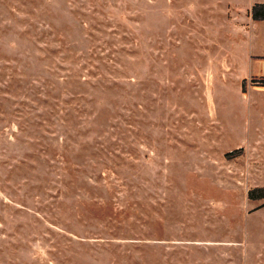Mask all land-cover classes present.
I'll return each instance as SVG.
<instances>
[{"label": "rangeland", "instance_id": "obj_1", "mask_svg": "<svg viewBox=\"0 0 264 264\" xmlns=\"http://www.w3.org/2000/svg\"><path fill=\"white\" fill-rule=\"evenodd\" d=\"M258 3L0 0V264H264Z\"/></svg>", "mask_w": 264, "mask_h": 264}, {"label": "trees", "instance_id": "obj_2", "mask_svg": "<svg viewBox=\"0 0 264 264\" xmlns=\"http://www.w3.org/2000/svg\"><path fill=\"white\" fill-rule=\"evenodd\" d=\"M252 19L257 21H264V4H258L252 8L251 11ZM254 191L248 194V197L251 199L253 198L252 194ZM255 192L259 193L258 198H264V189L262 190H255Z\"/></svg>", "mask_w": 264, "mask_h": 264}, {"label": "crops", "instance_id": "obj_3", "mask_svg": "<svg viewBox=\"0 0 264 264\" xmlns=\"http://www.w3.org/2000/svg\"><path fill=\"white\" fill-rule=\"evenodd\" d=\"M258 4H264V3H258Z\"/></svg>", "mask_w": 264, "mask_h": 264}]
</instances>
